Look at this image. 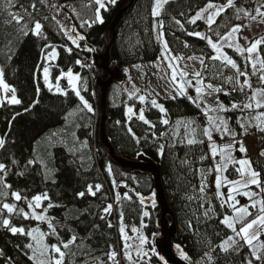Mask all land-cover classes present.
I'll use <instances>...</instances> for the list:
<instances>
[{"label": "trees", "instance_id": "16d2710c", "mask_svg": "<svg viewBox=\"0 0 264 264\" xmlns=\"http://www.w3.org/2000/svg\"><path fill=\"white\" fill-rule=\"evenodd\" d=\"M129 2H107L101 10L103 23H100L95 19V0H0V69L3 70L5 83L15 89V95L20 100L19 104L10 101L0 103V139L5 141L0 147V163L5 165V172L0 173V182L11 186L3 188L0 184V219H9L12 226L23 227L26 233L39 228L46 233L45 242L50 245L62 246L74 236L75 242L70 243L67 250L62 248L66 252L64 264H113L110 258L113 251L117 253L116 264H128L120 254L122 241L116 219L125 226L138 225L143 219V209L148 208L150 217L146 218L145 234L151 236L158 231L159 208L156 204L151 208L152 204L144 206L138 201V197L153 194V178L147 173L129 172L117 166L99 142L98 126H92L93 120L88 124L82 120L75 128L79 139L89 140L88 147L80 152L74 153L64 144L54 143L50 138L52 133L64 124L69 112L81 107L82 102L72 89L64 94L48 88L40 77L39 66L43 49L48 45L55 46L57 56L51 66L52 77L67 70L79 73L85 82L82 94L91 100V90L98 99L99 91L89 85L90 77L101 75L102 79H106L108 76L91 62L86 44L92 45L97 52H102L110 44L111 61L123 69L128 64L159 59L165 51L163 41H166L173 56H202L204 62L199 71L205 93L202 102H194L195 87L200 85L192 74L186 77L192 85L186 87L185 95L156 100L157 105L166 110L165 113L152 105L150 97H145L144 102L136 97L125 102L122 97L118 104H111L107 99L106 143L120 156L134 158L143 153L158 163L160 184L173 213L168 219L176 227L173 242L176 250L179 246L190 264H196L195 261L209 250L211 258L206 264H248L249 260L253 264H261L251 256L250 247L240 239L227 251L218 247L225 238L235 234L222 223L225 216L234 213L232 201L225 202L229 185L222 184L219 189L222 195H217L215 179L218 173L215 169L221 158L219 154L212 156L210 142L203 134V129L210 127L204 114L205 105L213 108L219 101L228 108L226 112H210L209 115L224 117L235 138L213 128L210 129L213 142L218 148L232 144V156L236 160L249 159L253 169L261 174L262 181L264 156L260 153L264 152V131L254 126L256 122H251L257 114L255 110L231 108L233 103L242 105L247 102L251 91L246 88L243 93L240 92L239 86L228 80V77L234 76V70L221 60L211 59L215 52L206 40L188 34L199 32L209 37L216 29H221V24H231L235 14L233 9L244 8L253 13L261 4L256 0H234L235 7L227 8L223 22L210 29L204 19L197 20L195 24L189 22L210 0H168L157 17L152 15L155 0H134L110 43V26ZM211 2L226 4V0ZM17 14L22 17L19 23L14 19ZM63 16L66 17L65 22L75 29L74 38L85 37L78 40V46L66 38L58 24L57 19ZM177 20L180 24L176 23ZM37 21L42 25L40 35L34 34ZM158 22L162 23V28ZM158 36L161 38L158 39ZM224 53L234 59L242 70L245 68L244 57L233 48L225 47ZM260 56L264 57V45L260 46ZM247 71L253 89L264 88L258 76L251 74L250 64ZM243 79L240 77L241 81ZM208 84L219 91L208 95L211 92ZM125 104L132 105L134 109L130 117L126 115ZM141 111L149 123L139 119ZM259 111L264 112V109ZM90 114L97 117L94 112ZM164 119L169 121L168 124L162 123ZM181 120L190 124L189 129H195L194 135L191 131L189 136L184 131L176 133L173 130ZM240 121L248 123L246 130L240 127ZM250 136L258 139L256 152L251 155L247 151L240 152V144L237 143L240 141L245 147L244 138ZM190 137L197 142L188 144ZM42 154L47 156L50 164L51 178L48 180L43 176ZM237 168L238 165L229 163L227 170L219 175L229 181L236 180L239 177ZM45 171L49 174L47 169ZM122 184L120 188L127 196L115 197V186ZM90 187L94 195L89 191ZM13 192H19L22 199L16 201ZM81 192L83 196L79 195ZM245 192H253L255 196L249 198L244 195ZM245 192L233 194L236 207H248L255 215L259 204L256 208L250 206L264 198V192L255 185ZM44 193L48 199L42 203V208L46 209L55 234L49 229L48 221L25 219L23 214H18L19 209H29L28 202L35 195ZM3 203L14 204L17 211L9 214L3 209ZM108 205L112 206L111 211L105 212ZM259 242H264V236ZM29 243H33L31 237L13 234L0 223V264H33L29 259L31 250L26 247ZM142 264H163V260L155 254Z\"/></svg>", "mask_w": 264, "mask_h": 264}, {"label": "snow or ice", "instance_id": "6c2138e0", "mask_svg": "<svg viewBox=\"0 0 264 264\" xmlns=\"http://www.w3.org/2000/svg\"><path fill=\"white\" fill-rule=\"evenodd\" d=\"M109 3L115 4L116 0H108ZM168 0H155V7L152 10L153 17H157L161 13V8L164 3H167ZM95 3L98 5V9L95 13V19L98 20L100 23H103V19L100 16L99 9L105 8L104 0H95ZM33 7H35L33 5ZM228 7H235L234 0H226V4H216L212 3L211 0L209 3L206 4L204 8L199 10L195 17L192 18L189 22L195 24L197 20L204 19L208 25V27L211 29L212 25L216 23V20L219 16H221L222 13L226 11ZM261 9H264V5H261L260 7H257L255 9L256 16H259L262 18V21H264V11ZM240 12H244L245 17H251L252 19H256V16H252L250 12H247L245 9H237V19H240ZM14 19L19 23L22 17H20L18 14L14 16ZM87 23V22H86ZM159 23V22H158ZM177 24H180V21H176ZM159 27H163L162 23H159ZM182 27V25H181ZM243 25H234L232 26L223 36L218 35V40L222 41L223 44H226L228 47L234 48V50L244 57L246 61L245 68L242 70L240 65L231 57L224 54L222 51V44L214 42L211 37H208L204 34H201L199 32H190L189 35H195L199 37L200 39H204L207 41L208 45L211 46V48L214 50V52L217 54L215 56H212L211 59L213 60H222L225 66H230L231 69L234 70V76L228 77L229 82H235L236 85L239 86V91L244 92L247 88L249 91H251V95L247 97V102L243 103L242 105H238L236 103H233L231 105L232 109L240 108L242 111L247 109L250 111L255 110L257 114L253 117V119L256 121V124L254 125L257 127L260 131H264V112L259 111L260 109H264V88H256L253 89V86L251 84L249 73L247 71V65L250 64L252 72V75H257L258 79L261 83H264V57L260 56V46L264 45V37H261L259 39L249 40L248 46L244 47L241 46L238 42L239 40V33L241 32ZM42 25L37 21L34 25V34L40 35L41 34ZM162 36V34H161ZM161 38L158 36V39ZM73 44L78 46V40H83L85 37L78 36L76 38L70 37ZM163 48L165 50V54H167L170 50L168 48V44L166 41H163ZM70 52L71 49H68ZM246 54V55H245ZM57 53L56 51H52L51 55L48 57V59H54L56 58ZM172 59H181V57H172ZM203 59H201V63L203 64ZM77 63H80L77 61ZM176 65L169 64V68L172 69L171 71V79L173 82L177 81V78L179 77L180 82L177 86V94L178 95H185L186 94V87L191 86L192 82L188 80L187 73L184 71L177 72L176 71ZM44 72V79L45 83L48 84V75L49 70L48 68L43 69ZM194 76L196 78V83L200 86L195 87L196 92V98L195 101H201L202 97L205 95L203 90V83L200 80L201 73L196 72L194 73ZM240 77H244L243 81L240 80ZM68 83L72 86L73 90L75 91L76 95L80 98L82 101L84 107L91 112L92 108L91 105L87 102V100L84 99L83 96L80 95V92L76 90V81L78 77L74 76L71 71L67 73ZM51 88V85H49ZM207 88L211 90V92L207 93L208 95H211L213 92L219 91V89H216L212 84H208ZM0 89H3L4 93H12L10 102L12 104H19L20 100L17 99L15 95V89L11 88L7 83L4 81V73L3 70L0 69ZM57 91H60L59 86H57ZM66 94V93H64ZM227 94V93H226ZM175 99V96L172 97ZM141 102H144L145 97L141 95L139 97ZM153 106L159 107V110L161 113H165L166 110L162 106H158L156 100L151 101ZM199 106V105H198ZM133 111L132 108L128 109V112L131 113ZM228 111V108L219 103L217 101L216 106L213 108H209L207 105H205L204 114L208 117V123L210 125L209 128L203 129V134L208 138L210 142V149L211 154L213 157H215L217 154H219L221 158V163H218L215 171L218 173L215 179V184L217 188V195H222L219 192V189L221 188L222 184L230 185L229 192L227 195V201H232L231 207L233 210L234 215L232 216H225L222 220V223L226 225L229 229L232 230L233 233H235L236 237H239L240 240L244 241L250 249H251V256L254 257L256 261H261V264H264V242H259L260 237L264 236V198L261 200L254 201L250 207L256 208L257 203L259 204V208L257 210V213L254 215L252 212L249 211L248 207H236V201L235 197L233 196V193H237L241 187L248 188L252 185H255L261 189L262 192H264V181L260 179L261 174L253 169L251 161L247 158L236 160L232 154L231 150L233 148L232 144L225 145L223 147H217V145L213 142L212 138V131L210 129H215L219 132H225L230 135H232V138H235V135L232 133L231 129L228 127L227 120L220 116V115H209L210 112L220 113V112H226ZM139 119L144 121V123H149L148 120L145 119L143 111L139 114ZM168 120L164 119L162 123L168 124ZM180 123V122H178ZM192 123V122H189ZM240 127L242 129H247L249 126L248 123L240 121ZM191 133L195 134V129H190ZM197 141L195 139H188V144L196 143ZM5 141L3 139H0V147L4 145ZM237 143L240 144V152L246 153V148L244 147L243 143L240 141H237ZM261 156H264V152L260 153ZM29 163H32V161H29ZM229 163L239 165V167L236 169L239 173L241 179L239 180H233L229 181L226 177H222L219 175V173L224 172L227 170V166ZM5 172V165L3 163H0V173ZM245 177H247L245 179ZM2 184L3 188H10L11 186L0 182ZM96 189L99 190V185L96 186ZM204 190V186H201V191ZM89 191L92 192L91 187L89 188ZM94 195L95 192H92ZM2 195V193H0ZM79 195L83 196L84 193L81 192ZM244 195L248 196L249 198H252L255 196V193L253 192H245ZM12 196L16 201H20L22 199V196L19 192H13ZM27 199V198H24ZM48 199L47 194L42 195H35L31 201L28 202V208L29 209H36L41 207V203L43 200ZM143 203V200H141ZM49 207L51 205L49 204ZM112 206L108 205V207L105 209V212H110ZM3 209H6L9 214H12L17 211L16 206L14 204L10 203H3ZM18 214H23L25 219H35L37 221H48V227L52 230V234H55V228L49 218L46 215H41L35 212L34 210L29 214L28 212H25L23 209L18 210ZM145 216L148 215L147 212L144 213ZM251 217V218H250ZM250 218V219H249ZM0 223L3 224L4 227L9 228L10 231L13 234H21V235H28L31 237L33 243H29L26 245V247L31 250V255L29 256V259L33 262V264H64V259L66 252L62 250H67L69 248L70 243L75 242V237L73 236L70 241L63 242L62 246H58L57 244H48L45 242L46 233L41 231L39 228H33L30 232H25V229L23 227H15L12 226L9 219H0ZM237 224H239V228H237ZM255 229V231H252ZM124 227L121 224L120 232L123 235L124 234ZM133 232H136L137 230L135 228L132 229ZM125 240V255L126 258L131 262V255L127 252V249L129 245L127 244V240L129 239L126 235H124ZM140 240V247L137 248V256L141 255L142 252V246L147 243V240L144 236H139ZM230 241H233V244H238L239 241L234 240L233 237H229ZM257 242V243H254ZM222 249L227 251V247L225 245H221ZM179 250V246H177ZM117 253L115 251L110 253V258L113 260V264H116L115 257ZM143 255H147V252H144ZM184 259H187L186 256H184L183 253H181ZM161 260H163V257H160ZM248 264H253L252 260L248 261Z\"/></svg>", "mask_w": 264, "mask_h": 264}, {"label": "rangeland", "instance_id": "374dc122", "mask_svg": "<svg viewBox=\"0 0 264 264\" xmlns=\"http://www.w3.org/2000/svg\"><path fill=\"white\" fill-rule=\"evenodd\" d=\"M256 1L260 3L261 5H264V0H256ZM107 2L108 0H104L105 6ZM97 9H98V5H97L95 12L97 11ZM241 9H244V8H241ZM101 10L102 9H99L100 16H101ZM261 10L264 11V9H261ZM232 11L235 14L232 17L231 24L229 23L221 24L223 22L224 15L227 12V9H226V11L217 18L216 23L213 24L211 27V28H214L215 26L217 27L218 25L221 24V29H216L214 34L209 36L213 39L214 42L221 43L223 45L222 46L223 52H224V48L228 46L226 44H223L222 41L218 40V35L223 36L234 25L239 24V25L244 26L241 32L239 33V40H238L240 45L244 47L248 46L249 40L259 39L260 36L264 34V21H262L261 17L256 16L255 10L253 13L250 10H247V12H250L252 16H256V19H252L251 17H245L244 12H240L239 15L241 18L237 19V9H233ZM65 19L66 17L63 16V17L58 18L57 21H58V24L61 26L66 38L72 43L70 37L74 38L73 32H75V29L69 23L65 22ZM84 20H86V17L83 19V21ZM108 40H109V36H108ZM53 50L55 51V46H52V45H48L43 49L42 59H41V63L39 66V71L41 72L40 77L42 78V81L48 88H50L49 85H51L50 89L54 92H58L57 86H59L60 88V91L58 93H64L68 89L73 90L72 86L68 83V78H67V73L70 70H67L55 77H52L51 66H52L54 59L50 60L48 59V57L51 55V52ZM104 52H105V49L102 52H97V53H104ZM215 55L217 54L215 53ZM90 56L92 59L91 54ZM172 57H176V56H173L169 52L165 54V51H164L162 56L155 61H144L138 64H131L129 66L124 67L123 68L124 73H125L124 79L122 83L113 84L110 87V90L108 93V100L111 102V104H118L122 97H124L122 99L125 100V102H128L127 100L131 97H136L138 100H140L139 97L141 95H143L144 97H150L153 100L168 99V98H172L173 96L177 97L178 94H177L176 89H177V86L180 80L178 77L176 82L172 81L171 79L172 69L169 68V64L171 63V64L176 65L177 72L184 71L185 73H187V75L188 74L194 75V73L200 71L201 66H202L201 59L203 58L200 55H192L186 58L181 57V59H178V60L172 59ZM44 68H48L49 70V75H48L49 83L48 84L45 83L44 72H43ZM72 73L74 76L78 77L76 81V90H78L80 92V95L83 96L84 99L87 100V102L91 105V108H92L91 112H94L95 115H97V117L92 116L82 103L80 108L74 109L67 114L64 124L61 127L57 128V130H55L52 133V136L50 138L53 140L54 143L64 144L69 150L76 153L88 147L89 140L88 138L79 139L76 136L77 131H75V128L81 124L82 120L86 121V124H88L89 122L92 123L91 120H93L92 126L94 125L98 126L100 114L98 112L99 95H98V99H96L95 96L93 95V92L90 90L89 95L91 96L92 99L91 100L88 99L87 96L82 94L81 92L82 89L85 88V82L83 81L79 73H75V72H72ZM97 77H101V75ZM95 78H93L92 76L90 77L91 81L89 82V85L91 86V88L94 86V88L98 90V88L95 87L96 86ZM11 95H12L11 93L5 94L3 89H0V103H2L3 101L9 102L11 100ZM129 108L133 109L132 105L130 106V105L125 104V112H126L127 117H130L132 116V114H134V109L131 113L128 112ZM179 122L180 123H177V125L173 128V130L176 131V133H181L182 131H184L189 136H191L190 129H189L190 124H188L186 121H183V120ZM251 122H256V121L252 118ZM191 139H194V137ZM257 142H258V139L255 136L244 138V144H245L246 151L250 155L256 152L255 146ZM263 145H264V141H263ZM40 159L42 161L41 165L43 167V176L45 179L48 180L51 178V173H50V164L48 162L47 156L42 154L40 155ZM45 169H47V172H49V174L46 173ZM246 178L247 177H245V179ZM239 179H241L240 175L236 180H239ZM122 186L123 184L117 187L115 186V192H114L115 197H118V196L126 197L127 196L126 192L121 190L120 187ZM229 188H230V185L228 187V191H229ZM246 189L247 188L241 187L237 193L245 192ZM237 193H233V194H237ZM39 195H42V194H39ZM153 196H154V193L151 194V197ZM45 201L46 200H43L42 203H44ZM42 203H41L40 208L27 209L24 211L30 214L34 210L38 214L47 215L46 209L42 208L43 207ZM152 205H151V208L154 207L155 203L153 202ZM145 212L148 213L147 216L144 215ZM142 217L143 219H141V222L138 225H134V226H125L122 222H120L119 219H116V222H117L116 227L119 233V237L122 241V250L120 254L128 264H142L144 262L142 260L143 258L147 257L148 259L150 256L155 255V249L153 247V240L155 237L159 236V227L156 233H153L151 236H146L145 234L146 218L150 217V210L148 208L143 209ZM157 219H159V217H157ZM121 224L123 225L124 230H125L123 235L120 232ZM133 228H135L137 231L133 232L132 231ZM252 231H255V229H253ZM124 235H126L129 238L127 240V244L129 245L127 252L130 253L131 255V258H132L131 262L126 258V255H125V251H126L125 243L126 242L123 238ZM139 236H144L147 240V243L142 246L141 255L137 256V248L140 247ZM229 237H233L234 240H237V241L240 239L239 237H236L235 234L228 236L218 245V247L221 250H223L221 245H225L227 249L231 248L234 245L233 241L229 240ZM144 252H147V255H143ZM181 253L182 252L180 250L177 251L178 256L182 258L183 256L181 255ZM31 254L32 253L30 252L29 255ZM210 258H211V251L209 250L202 257H200L197 261H195V263L196 264H206L210 260Z\"/></svg>", "mask_w": 264, "mask_h": 264}, {"label": "water", "instance_id": "95a60500", "mask_svg": "<svg viewBox=\"0 0 264 264\" xmlns=\"http://www.w3.org/2000/svg\"><path fill=\"white\" fill-rule=\"evenodd\" d=\"M133 2L134 0H130L129 4L121 9L115 16L109 29L110 43H112L115 38L116 29L120 24L123 15ZM109 45L105 47L104 53H97L92 45L86 44V50L91 53L94 66L101 69L108 76L106 79H102L101 77L95 78V87L99 90L98 112L100 116L97 129L98 140L101 145L107 149L109 158L121 169L128 170L129 172L139 171L147 173L153 178L154 196L152 198L138 197V200L140 203H142L141 200H143L142 204L144 205H150L152 202H155L156 206L159 208L158 226L160 235L153 241L157 256L163 257L164 264H190L184 258L179 257L174 251L173 239L176 234V227L172 226L168 219V216L173 215V213L167 205L164 191L160 184L158 163L143 153H139L134 158L120 156L106 143L105 123L107 117L106 110L109 88L112 83H121L124 79L123 71L114 65L110 59Z\"/></svg>", "mask_w": 264, "mask_h": 264}]
</instances>
